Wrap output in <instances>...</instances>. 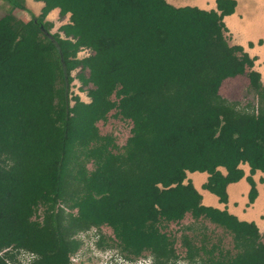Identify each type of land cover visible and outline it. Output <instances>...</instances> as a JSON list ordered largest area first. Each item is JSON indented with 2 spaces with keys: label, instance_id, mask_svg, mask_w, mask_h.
Masks as SVG:
<instances>
[{
  "label": "trees",
  "instance_id": "trees-1",
  "mask_svg": "<svg viewBox=\"0 0 264 264\" xmlns=\"http://www.w3.org/2000/svg\"><path fill=\"white\" fill-rule=\"evenodd\" d=\"M36 1L42 14L28 22L0 19V253L12 247L34 254L29 264H70L83 244L77 234L102 239L108 226L128 257L149 252L169 264L178 257L162 229L189 215L226 229L233 245L207 249L185 235L188 262L264 264V232L207 206L204 195L227 204L228 186L246 177L254 203V176L264 173V83L254 60L224 39L237 1L216 0L211 11L167 0ZM54 9L70 15L65 39L45 22ZM82 49L90 56L79 59ZM76 69L91 84L90 103L71 104ZM238 75L258 96L253 110L218 94ZM115 109L133 123L122 152L97 127ZM203 173L199 188L193 175Z\"/></svg>",
  "mask_w": 264,
  "mask_h": 264
},
{
  "label": "rangeland",
  "instance_id": "rangeland-1",
  "mask_svg": "<svg viewBox=\"0 0 264 264\" xmlns=\"http://www.w3.org/2000/svg\"><path fill=\"white\" fill-rule=\"evenodd\" d=\"M168 3L172 4L175 0H167ZM182 4H194L198 1L206 0H181ZM209 2V0H207ZM25 9H15L10 7V5L5 0H0V16L6 18L8 16L14 18L15 20H20L22 23H26L31 19L32 14L40 16L44 8L43 2H38L36 0H23ZM174 6V5H173ZM255 9H260V13L257 17L252 20L251 15ZM264 12V0H240L238 5V10L236 11L235 18L233 19V24L229 23L231 30L224 34V39L229 47H234L235 45L243 44V37L246 33L249 41L253 40V30L258 26L259 19L258 16ZM45 22L51 25L50 32L52 34H58L61 38L65 39L62 27L70 22V15L62 17L60 14V9H54L45 18ZM264 32V26H263ZM90 52L87 49H82L78 53V58L83 59L90 56ZM261 63L254 68L261 74L262 81L264 82V58L260 56ZM80 69H76L72 72L74 78L69 89V98L71 104L75 103V97H79L81 101L85 103H90L91 99L87 95V90L91 84L87 86L83 83L81 79L77 77ZM86 77L88 76V71H85ZM221 97L228 103L239 104V107H247L249 110H253L255 105H257V96L254 91L250 89L249 79L246 75H239L233 79H227L224 84H221L218 90ZM115 101V98H113ZM254 105V106H253ZM97 127L102 136H112L117 148L115 152H122L125 147L129 137L131 136V129L133 123L130 120L123 119L117 114V110H113L107 116V119L97 123ZM162 131L165 130L163 127ZM90 170H93L94 166L92 163L89 164ZM246 176L250 175L247 172ZM246 178V177H245ZM246 180V179H245ZM247 182V181H246ZM208 205H213L211 202H205ZM221 203V202H220ZM224 204V203H222ZM76 213V212H75ZM41 219V213L37 216ZM162 231L167 234V236L174 241V248L178 259L176 261L170 262L169 264H192L188 262L185 258L186 250L182 246V237L189 236L192 238L197 245L205 244L207 249H210L213 244L221 242L220 245L224 248H231L233 245V239L229 232L210 222V221H195L191 216L185 217V219L179 223H169L165 225ZM101 236L105 237L108 245H105L101 253L90 254L89 250L83 248L78 252V258H75V262L70 264H112L109 259L110 256L116 255L120 259L121 264H155L156 260L149 254L145 252L139 257H128L123 253L120 248L117 247L116 242H112L113 231L110 228L101 230ZM77 237L80 240L86 239L85 233H78ZM2 257H8V264H23L22 258H20L21 252L15 249H5L1 252ZM13 257V258H11Z\"/></svg>",
  "mask_w": 264,
  "mask_h": 264
},
{
  "label": "crops",
  "instance_id": "crops-1",
  "mask_svg": "<svg viewBox=\"0 0 264 264\" xmlns=\"http://www.w3.org/2000/svg\"><path fill=\"white\" fill-rule=\"evenodd\" d=\"M188 1V0H185ZM238 3H240V0H237ZM183 2L181 0H175L172 2L171 5H174L176 8H182V7H198L199 9L204 10H217V3L216 0H209V2L206 1H196L194 4H182ZM238 10V8H237ZM236 10V11H237ZM260 13V9H255L253 11L251 18L254 20L257 15ZM236 14V13H235ZM235 14L233 16L226 17V23L231 30L229 23L233 24V19L235 18ZM259 24L258 26L253 30L254 38V49H247V52L252 55H257L259 57V60L257 61V65L261 63L260 56L264 58V32H263V26H264V12L258 16ZM243 43H248V41H245ZM242 168L244 169L245 173L250 172V167L246 165H242ZM196 185L201 188L202 185L207 181V175L206 174H198L193 175ZM255 181L257 184V191L258 196L255 199L254 203H250L249 201V193L251 191V187L246 178L242 179L238 183H234L228 186V203L222 204L220 203V200L217 196L209 194L207 192H204L205 195V202H211L213 205H208L214 208H218L220 210L227 209L229 213L236 216L241 221H247V222H254L260 229L261 232H264V173L258 172L255 176Z\"/></svg>",
  "mask_w": 264,
  "mask_h": 264
},
{
  "label": "clouds",
  "instance_id": "clouds-1",
  "mask_svg": "<svg viewBox=\"0 0 264 264\" xmlns=\"http://www.w3.org/2000/svg\"><path fill=\"white\" fill-rule=\"evenodd\" d=\"M237 1V0H236ZM168 2V1H167ZM217 3V2H216ZM170 4V3H169ZM238 5H239V3H238V1H237V7H236V10H237V8H238ZM11 7V6H10ZM187 7H190V6H187ZM216 7H217V5H216ZM198 8V7H197ZM202 10H204V9H202ZM206 11H211V10H206ZM235 13H236V11H235ZM234 13V14H235ZM234 14H232L231 16H233ZM231 16H226V17H231ZM226 17L224 18V21L226 20ZM0 19H3L1 16H0ZM225 24H226V26L228 27V25H227V23H226V21H225ZM228 30L230 31V29H229V27H228ZM228 31V32H229ZM253 38H254V36H253ZM252 38V39H253ZM245 41H248V43H243V44H241L242 46H240V45H235L234 47H236V46H239V47H242L243 49H244V51H238V50H235V49H233V47H230V48H232V50L234 51V54L235 55H237V56H239V57H241L242 55H247L251 60H254V64H253V66L255 67V66H257V61L259 60V57L257 56V55H252L251 54V52L250 53H248L247 52V49L249 48V49H254V43H253V40H251V41H249L248 40V38H247V35H246V33L244 34V37H243V42H245ZM227 43V42H226ZM228 45V44H227ZM253 67V70H255L256 72H258L257 70H256V68H254ZM239 76V75H238ZM235 78V77H234ZM228 79H233V78H228ZM227 80V79H226ZM263 82V81H262ZM264 83V82H263ZM222 84H224V82L222 83ZM250 84V83H249ZM218 94H219V92H218ZM220 95V94H219ZM221 96V95H220ZM256 96H257V94H256ZM257 100H258V96H257ZM258 102V101H257ZM238 183V182H237ZM234 184V183H233ZM231 185V184H230ZM220 210V209H219ZM107 228H110V227H108V226H103V231L105 230V229H107ZM111 229V228H110ZM112 230V229H111ZM85 234H86V239H83V240H81L82 242H83V244L81 245L83 248H86V249H88L89 250V253L90 254H94V253H103V252H101L103 249H99L98 247H97V242L100 240H102V239H105V237L104 236H102V239H100L98 236H95L93 233H90V232H84ZM112 237H114V234H113V236ZM79 239V238H78ZM12 247H10V249H11ZM8 249V248H7ZM12 249H14V248H12ZM18 251H20L21 252V255H20V258H22V260H23V264H29L30 262H32L34 259H35V255L34 254H32V253H30V252H28V251H25V250H22V249H20V250H18ZM0 255L2 256V254L0 253ZM75 258H78V256H74L73 258H71V260H70V263H72V262H75L76 260H75ZM109 261H110V263H112V264H121L120 263V259L115 255H112V256H110V259H109Z\"/></svg>",
  "mask_w": 264,
  "mask_h": 264
},
{
  "label": "flooded vegetation",
  "instance_id": "flooded-vegetation-1",
  "mask_svg": "<svg viewBox=\"0 0 264 264\" xmlns=\"http://www.w3.org/2000/svg\"><path fill=\"white\" fill-rule=\"evenodd\" d=\"M114 238V237H113ZM104 240V241H103ZM102 241H103V243L105 244V245H108V242L105 240V239H103Z\"/></svg>",
  "mask_w": 264,
  "mask_h": 264
}]
</instances>
